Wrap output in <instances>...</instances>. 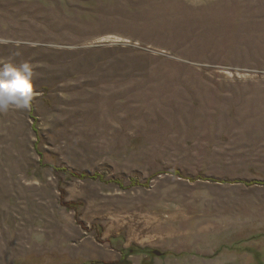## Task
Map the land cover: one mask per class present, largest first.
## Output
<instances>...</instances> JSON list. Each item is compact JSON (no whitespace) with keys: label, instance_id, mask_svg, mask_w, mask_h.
<instances>
[{"label":"rangeland","instance_id":"374dc122","mask_svg":"<svg viewBox=\"0 0 264 264\" xmlns=\"http://www.w3.org/2000/svg\"><path fill=\"white\" fill-rule=\"evenodd\" d=\"M0 41V264H264V0H0Z\"/></svg>","mask_w":264,"mask_h":264},{"label":"clouds","instance_id":"9594fccd","mask_svg":"<svg viewBox=\"0 0 264 264\" xmlns=\"http://www.w3.org/2000/svg\"><path fill=\"white\" fill-rule=\"evenodd\" d=\"M33 76L32 66L28 62L19 65L11 61L0 63V112L31 107L34 97Z\"/></svg>","mask_w":264,"mask_h":264},{"label":"trees","instance_id":"16d2710c","mask_svg":"<svg viewBox=\"0 0 264 264\" xmlns=\"http://www.w3.org/2000/svg\"><path fill=\"white\" fill-rule=\"evenodd\" d=\"M69 175L71 177H76V178H80V179L87 178V176L85 174L77 176L74 173H69ZM91 178L95 180V179L99 178V175H94ZM66 206L70 209L73 208L72 204H66ZM146 253H150L149 248L141 249L138 247H135V248L132 247V248H128L125 252L122 251V256H121L120 260H118L117 262L106 263V262H102V261H89L88 263L89 264H132L130 261L127 260V257L129 255H145ZM143 264H145V263H143Z\"/></svg>","mask_w":264,"mask_h":264},{"label":"water","instance_id":"95a60500","mask_svg":"<svg viewBox=\"0 0 264 264\" xmlns=\"http://www.w3.org/2000/svg\"><path fill=\"white\" fill-rule=\"evenodd\" d=\"M155 255H160L161 253L159 251H154Z\"/></svg>","mask_w":264,"mask_h":264},{"label":"crops","instance_id":"0c3cea01","mask_svg":"<svg viewBox=\"0 0 264 264\" xmlns=\"http://www.w3.org/2000/svg\"><path fill=\"white\" fill-rule=\"evenodd\" d=\"M113 240V238H111L109 241H112ZM91 261V260H90ZM93 261V260H92ZM94 261H98V260H94ZM117 262V261H116Z\"/></svg>","mask_w":264,"mask_h":264}]
</instances>
